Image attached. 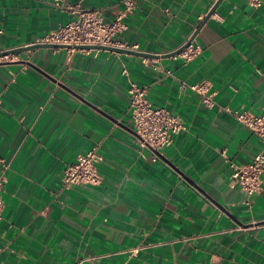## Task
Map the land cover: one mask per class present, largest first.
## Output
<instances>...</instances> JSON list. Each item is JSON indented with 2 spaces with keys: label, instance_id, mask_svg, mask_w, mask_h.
<instances>
[{
  "label": "crops",
  "instance_id": "obj_1",
  "mask_svg": "<svg viewBox=\"0 0 264 264\" xmlns=\"http://www.w3.org/2000/svg\"><path fill=\"white\" fill-rule=\"evenodd\" d=\"M216 1L137 0L117 38L150 54L147 63L62 48L0 57V264H264V174L249 195L228 185L225 162L246 164L263 144L219 109L264 105V0H222L200 26ZM85 5L104 22L124 9L122 0ZM72 18L53 0H0V51ZM196 30L199 55H168ZM124 68L186 127L154 161L132 130ZM200 82L217 107L190 89ZM94 146L101 183L64 188L66 166Z\"/></svg>",
  "mask_w": 264,
  "mask_h": 264
},
{
  "label": "built area",
  "instance_id": "obj_2",
  "mask_svg": "<svg viewBox=\"0 0 264 264\" xmlns=\"http://www.w3.org/2000/svg\"><path fill=\"white\" fill-rule=\"evenodd\" d=\"M87 1L76 0L74 4H69L67 0H53L55 7L66 10L73 15L72 20L55 30H51L35 38L28 45H64L67 47L62 49L66 50L67 53L76 50L81 52L92 51L95 53L99 51V49L74 48V46L78 45H100L130 50L137 49V46L128 48L117 38V35L126 27L124 18L128 13L136 9L137 0H122L124 9L111 22H104L101 10L86 6ZM246 2L253 8H258L262 4L261 0H246ZM194 32L184 42L189 41V43L183 49L173 54L174 58L179 56L185 61H189L201 53V45L195 40V37L192 38ZM163 54L159 53L158 55ZM147 60L146 57L142 58L144 63H147ZM156 62L157 59L151 61L153 69L161 70L165 74L170 75L169 70L162 68ZM122 74L127 78L128 82L129 111L135 139L141 148L147 149L153 154L152 160L154 161L157 159V154L163 148L171 145L173 136L185 131L186 127L179 116L172 114L167 108L155 106L147 97L148 87L134 81L129 76L126 68L122 70ZM189 87L199 95L201 102L205 106H218L213 101L212 93H208V86L205 82H200ZM219 109L232 114L240 124L249 128L262 141V147L256 152L252 160L246 164H235L228 158H225V162L230 167L228 185L231 188L244 190L249 195L258 194L263 188L262 175L264 174V105L261 107L259 113H252L244 109L232 110L227 106H219ZM97 149V146H94L86 153L78 154L74 161L66 166L61 177V183L64 188L75 185L95 186L101 183L102 176L97 170V163L100 161L101 156ZM7 169L8 164L0 157V219L3 217L5 207L2 193L7 181Z\"/></svg>",
  "mask_w": 264,
  "mask_h": 264
},
{
  "label": "water",
  "instance_id": "obj_3",
  "mask_svg": "<svg viewBox=\"0 0 264 264\" xmlns=\"http://www.w3.org/2000/svg\"><path fill=\"white\" fill-rule=\"evenodd\" d=\"M221 1L222 0H217L215 2V4H213V6L210 8V10H208V12L206 13V15L204 17V20L201 22L200 26L216 10V8L218 7V5L220 4ZM196 34H197V30L192 35V38L195 37ZM188 43H189V41L184 43V44H182V46L180 48H178L176 51H174V52H172V53H170L168 55L175 54L176 52H178L181 49H183ZM65 47H67V46L55 45V44H32V45L17 46L15 48H9V49H5V50H1L0 51V57H4V56L10 55V54L22 53V52H25V51L33 50L35 48H65ZM74 48H77V49L107 50V51L117 52V53L135 54V55H138V56H141V57H149L150 56V54L140 52L139 50H130V49H123V48H116V47H109V46H100V45H78V46H74Z\"/></svg>",
  "mask_w": 264,
  "mask_h": 264
}]
</instances>
